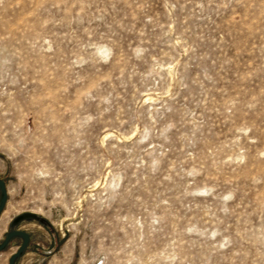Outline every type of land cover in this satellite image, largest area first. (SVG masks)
<instances>
[{
  "label": "rangeland",
  "instance_id": "374dc122",
  "mask_svg": "<svg viewBox=\"0 0 264 264\" xmlns=\"http://www.w3.org/2000/svg\"><path fill=\"white\" fill-rule=\"evenodd\" d=\"M0 180L15 264H264V0H0Z\"/></svg>",
  "mask_w": 264,
  "mask_h": 264
},
{
  "label": "water",
  "instance_id": "95a60500",
  "mask_svg": "<svg viewBox=\"0 0 264 264\" xmlns=\"http://www.w3.org/2000/svg\"><path fill=\"white\" fill-rule=\"evenodd\" d=\"M0 191H1V200H0V213L3 211V208L6 204V200H7V192L5 189V184L2 180H0ZM14 237H19L22 239V245L20 246V248L17 250V252H15L11 258L9 259V264H15L17 259L22 255V253L25 251L28 242H29V235L21 232L19 230H13L11 232H9L4 241L0 244V251H2L7 244L9 243V241L14 238Z\"/></svg>",
  "mask_w": 264,
  "mask_h": 264
}]
</instances>
